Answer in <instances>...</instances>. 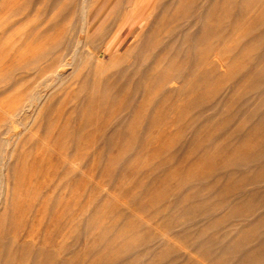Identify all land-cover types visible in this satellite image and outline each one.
Listing matches in <instances>:
<instances>
[{"label":"rangeland","instance_id":"374dc122","mask_svg":"<svg viewBox=\"0 0 264 264\" xmlns=\"http://www.w3.org/2000/svg\"><path fill=\"white\" fill-rule=\"evenodd\" d=\"M116 4L87 37L82 0H0V264L261 263L264 0H159L120 30ZM65 29L67 66L31 86Z\"/></svg>","mask_w":264,"mask_h":264},{"label":"bare ground","instance_id":"6f19581e","mask_svg":"<svg viewBox=\"0 0 264 264\" xmlns=\"http://www.w3.org/2000/svg\"><path fill=\"white\" fill-rule=\"evenodd\" d=\"M84 3H85V5H84V9L82 10V14H81V18H82V21H81V23L83 22V26H82V32L85 34V35H87V37H91L92 36V34H91V30H92V28H93V26H90V18H91V15L96 11V10H100L102 7H103V5L105 4L106 6L108 5V4H112L113 3V1L114 0H82ZM158 1L159 0H146V2L144 3V5L141 7V8H138L137 7V5L135 4V3H131L129 0H124V2H122V0H115V2H117V4H116V6H115V8H118V13H117V26H118V30H120V29H122V28H124V27H132L136 22H137V20H138V16L142 13V11H144V10H146L145 12H146V14H145V16H144V20H148V21H150L151 20V18H149V15H148V13H149V10H152L156 5H157V3H158ZM261 3V2H260ZM104 5V6H105ZM261 5V4H260ZM260 5H258V6H260ZM109 6V5H108ZM107 8V7H106ZM115 8L110 12V13H108V16H107V19L111 22V18H110V15H111V13L115 10ZM136 8H138V9H136ZM21 10V9H20ZM14 11V10H13ZM255 11V10H254ZM59 13V12H58ZM60 14V13H59ZM43 15V14H42ZM47 15V14H46ZM55 15H56V13H55ZM213 17H214V15L213 14H211ZM211 15H210V18H211ZM48 16V15H47ZM196 16V14L194 15V14H192V15H185L184 16V19L187 21H190V22H192V21H194V17ZM58 17V16H57ZM197 17H199V15L197 16ZM59 18V17H58ZM207 19H206V30H205V32H203L202 33V35H199V36H197L196 37V41H198V42H206L207 40L210 42V40H211V38H209L208 39V34H209V30H208V27H209V24H210V18H209V14H208V16L206 17ZM220 18V17H219ZM60 19H61V17H60ZM154 20H155V18H153ZM221 19V18H220ZM59 20V19H58ZM222 20V19H221ZM14 22V21H13ZM14 23H16V22H14ZM59 23V22H58ZM142 23H143V21H141L140 20V22L137 24V28L134 30V32L137 30V29H139L140 28V26H142ZM148 23V22H147ZM222 23V22H221ZM135 26V25H134ZM222 26V25H221ZM256 26V25H255ZM190 28V27H189ZM211 29L212 30H216V29H218V27H215L214 29L213 28H210V32H212L211 31ZM208 30V31H207ZM215 30L213 31V32H215ZM219 30V29H218ZM217 30V31H218ZM45 31V30H44ZM222 31V30H221ZM220 31V32H221ZM138 33L136 34V37H140L141 35H142V33H143V28H141L140 29V31L138 30L137 31ZM41 33V32H40ZM62 33H63V35H62ZM61 33V35H62V37H61V35H60V37H61V42L59 43V44H57V47L55 48L54 46V48H55V50L53 51V52H49V53H47L46 52V50H45V52H46V55H45V53H42L41 52V56L43 55L44 57H43V59H44V64L41 66V67H37V68H39V70L37 69V73L34 75V78H33V80H32V84H31V86L33 85V84H35V83H37V85H38V87H40L41 85H43L44 83H46L47 81H48V79H49V77L50 76H53V75H56L57 73H59L62 69L64 70V66H67V61H66V65H62V60H63V53L62 52H60V50H64L63 48H64V46L67 44V42H65V41H67V39H68V36H69V33H70V30L69 29H65L63 32ZM120 33V32H119ZM217 33V32H216ZM216 33H213V34H216ZM236 33V32H235ZM234 33V34H235ZM32 34V33H31ZM42 34V33H41ZM102 34V33H101ZM248 34V33H247ZM246 34V35H247ZM33 35V34H32ZM197 35V34H196ZM222 32L220 33V37H222V36H224V37H222V38H227L225 35H222ZM246 35H244L245 36V39H249L250 37H246ZM249 35V34H248ZM102 36H104V35H102ZM212 36H215V35H212ZM217 37H219V31H218V35H216ZM241 36V35H240ZM239 36V37H240ZM73 37H75V36H73ZM104 37H106V36H104ZM219 37V40L221 39ZM230 37V36H229ZM234 37V36H233ZM241 37H243V35L241 36ZM101 38H103V37H101ZM215 38V37H214ZM252 38L253 37H251L250 38V40H252ZM36 39H37V37H36ZM77 39V38H76ZM97 39H99V37L97 38ZM223 39V40H224ZM242 39V38H241ZM240 39V40H241ZM244 39V40H245ZM69 40H70V38H69ZM216 40V39H215ZM238 40H239V38H238ZM37 41V40H36ZM77 41V40H76ZM133 41V40H132ZM236 41V40H235ZM68 42H72L71 40L70 41H68ZM212 42H215V41H212ZM216 42H218V41H216ZM227 42V41H226ZM230 42H232V41H230ZM80 43V42H79ZM83 43V42H82ZM112 43V42H111ZM135 43H137V42H135ZM223 43H225V42H223ZM84 44V43H83ZM87 44V43H86ZM114 44V43H113ZM116 45V44H115ZM73 46V45H72ZM133 46H134V44H133ZM133 46H132V49H133ZM65 47H67V46H65ZM119 47V46H118ZM136 47V46H135ZM48 48H50V47H48ZM68 48V47H67ZM70 48H72V47H70ZM66 49V48H65ZM131 49V48H130ZM48 50H50V49H48ZM71 49H69L68 50V52H71L70 51ZM66 51H67V49H66ZM72 51H73V49H72ZM58 52H60V53H58ZM87 52V51H86ZM64 55H67V53L65 52V50H64ZM72 53V52H71ZM85 53V52H84ZM70 54V53H69ZM38 55H39V58H41L40 57V52L38 53ZM35 56V55H34ZM120 56V55H119ZM68 57H70V56H68ZM33 59V61L34 60H36L35 58H32ZM65 59H66V57H65ZM72 59H73V57H72ZM77 59V58H76ZM74 60V59H73ZM27 62H29V61H27ZM65 62V61H64ZM35 63V62H34ZM30 64V63H29ZM70 64V63H69ZM22 66V65H21ZM76 66V65H75ZM27 67V66H26ZM184 68H186V67H184ZM36 69V68H35ZM187 69H182V67H180V68H177V69H175L171 74H168L166 77H165V80H164V82H163V86H166L168 83L170 84V83H172L173 81H176L177 79H179V78H181V77H185V73H186V75L188 76L189 75V72L187 71ZM27 73V72H26ZM28 74H29V72H28ZM21 75V74H20ZM59 75V74H58ZM30 76V75H29ZM17 77V76H16ZM23 78V77H22ZM25 78V77H24ZM30 78V77H29ZM56 78V77H55ZM64 79V78H63ZM0 81H3V80H0ZM23 81V80H22ZM51 81V80H50ZM80 81V80H79ZM54 82V81H53ZM18 83V82H17ZM27 83V82H26ZM49 84V83H48ZM63 84V83H62ZM169 84H168V86H169ZM13 85H14V83H13ZM36 85V84H35ZM53 85V84H52ZM67 85V84H66ZM12 86V85H11ZM16 86V85H15ZM45 86V85H44ZM62 86V85H61ZM72 86V85H71ZM38 87L37 86H35L34 88H32V91L30 92V94L28 95V98L26 97V100L25 101H23V102H21V104L19 105V106H17V104H15L14 106H12V107H10L7 111H6V113H7V116H6V119H7V121H11L12 122V120L14 119L15 120V118L16 117H18L19 116V114H20V111H22V109L24 108V107H32V105H35V102L36 101H38L40 98H42V94H41V91L38 89ZM53 88V87H52ZM60 88V87H59ZM31 89V88H30ZM46 89V88H45ZM51 89V88H50ZM49 90V89H48ZM69 90V89H68ZM72 90V89H71ZM1 92H3V91H1ZM29 92V91H28ZM42 93H43V91H42ZM53 93V92H52ZM64 93V92H63ZM66 94V93H65ZM70 94H71V92H70ZM45 96H46V94H45ZM44 96V97H45ZM64 96V95H63ZM62 96V97H63ZM47 98V97H46ZM51 98V97H50ZM58 99V98H57ZM61 99V98H60ZM59 100V99H58ZM57 100V101H58ZM66 99H64V101H65ZM44 101V100H43ZM52 101V100H51ZM63 101V100H62ZM70 101V100H69ZM68 101V102H69ZM42 102V101H41ZM59 102V101H58ZM52 103V102H51ZM60 103V102H59ZM63 103V105L65 104V102H62ZM58 104V103H57ZM41 105V104H40ZM43 105V104H42ZM60 105H62L61 103H60ZM66 105V104H65ZM11 106V105H10ZM72 106V105H71ZM39 107H41V106H39ZM48 107V106H47ZM58 107V106H57ZM21 109V110H20ZM39 109V108H38ZM57 109V108H56ZM34 110H36L35 108H34ZM46 111V110H45ZM34 112H36V111H34ZM49 112V111H48ZM47 112V113H48ZM57 112H60V111H57ZM46 113V112H45ZM44 113V114H45ZM49 113H51V112H49ZM48 113V114H49ZM64 113V112H63ZM33 114H35V113H33ZM62 114V113H61ZM60 114V115H61ZM46 116V118L47 117H49V116H47V115H45ZM59 116V115H58ZM30 117V116H29ZM34 117V116H33ZM19 118V117H18ZM42 118V117H41ZM45 119V118H44ZM18 120V119H17ZM55 120V119H54ZM61 120V119H60ZM6 121V123H8ZM34 121V120H33ZM68 121H70V120H68ZM10 122V123H11ZM18 122H20V121H18ZM45 122V121H44ZM47 122V121H46ZM61 122V121H60ZM48 123H49V121H48ZM12 124V123H11ZM45 124V123H44ZM50 124V123H49ZM62 124V123H61ZM60 124V125H61ZM17 125V124H16ZM68 125V124H67ZM10 126V125H9ZM12 126V125H11ZM14 126V125H13ZM50 126V125H49ZM52 126H53V124H52ZM15 128V127H14ZM13 127H12V129L11 130H13L14 129ZM39 128V127H38ZM41 128V127H40ZM45 128V127H44ZM48 128V127H47ZM68 128V127H67ZM54 129V128H53ZM10 130V131H11ZM16 130V129H15ZM26 130V129H25ZM45 130V129H44ZM64 130V129H63ZM21 132H23V131H21ZM47 132V131H46ZM68 132H69V130H68ZM10 133V132H9ZM38 133V132H37ZM39 134V133H38ZM44 134V133H43ZM67 134V133H66ZM9 135V134H8ZM11 135V134H10ZM9 135V136H10ZM68 136V135H67ZM42 137V136H41ZM56 137H58V136H56ZM74 137V136H73ZM42 139V138H41ZM44 139V138H43ZM72 139V138H71ZM10 140V139H9ZM48 140V139H47ZM30 141V140H29ZM28 142V141H27ZM72 142V140L71 141H69V144ZM73 142H74V140H73ZM42 143V142H41ZM53 143V142H52ZM55 143V142H54ZM75 143V142H74ZM72 144V143H71ZM55 145V144H54ZM74 145V144H73ZM28 146V145H27ZM31 146V145H30ZM58 147V146H57ZM0 148H1V146H0ZM70 149V148H69ZM60 150V149H59ZM58 151V150H57ZM64 151V150H63ZM67 151V150H66ZM65 151V152H66ZM10 152V151H9ZM11 152H12V150H11ZM59 152V151H58ZM1 155V154H0ZM11 156V155H10ZM64 156V155H63ZM65 156H66V154H65ZM74 163V162H73ZM12 185V184H11ZM259 264H264V261H261V263H259Z\"/></svg>","mask_w":264,"mask_h":264}]
</instances>
